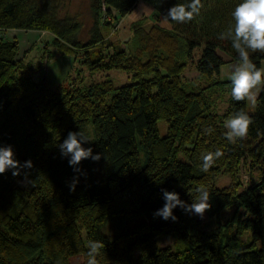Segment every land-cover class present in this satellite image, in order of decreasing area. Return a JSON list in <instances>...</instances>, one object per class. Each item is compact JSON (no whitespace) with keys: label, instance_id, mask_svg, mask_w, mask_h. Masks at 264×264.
I'll list each match as a JSON object with an SVG mask.
<instances>
[{"label":"trees","instance_id":"1","mask_svg":"<svg viewBox=\"0 0 264 264\" xmlns=\"http://www.w3.org/2000/svg\"><path fill=\"white\" fill-rule=\"evenodd\" d=\"M138 1L91 0L94 24L85 44L75 18L60 15L59 0H0V30L47 31L65 52L90 49L103 40L102 15L114 10L125 17ZM144 1L160 17L174 5L190 2ZM201 2L199 15L190 22L168 21L167 27L158 16L152 23H133L129 55L124 46L118 48L103 68L143 62L142 75L153 77L121 86L106 80L55 93L28 72H18V44L0 37V146L11 145L21 164H34L20 176H13L12 170L0 174V264H87L90 240L105 245L98 264H264V85L254 112H249L247 99L238 102L231 96L223 114L207 93L215 91L184 81L185 59L192 58L195 49H201L198 73L214 81L218 91L231 85L218 78L226 63L219 50L239 62L231 40H221L218 34L234 28L232 13L242 0ZM250 57L257 67L263 66L264 54L250 52ZM90 58L86 64L92 66L97 57ZM241 110L252 124L245 138L230 142L225 121ZM160 120L168 124L164 136ZM80 130L91 140L84 147L101 159H85L76 173L59 144L70 131ZM216 150L223 156L203 171L202 155ZM180 152L186 160L179 158ZM248 154L253 165L263 164L259 182L244 186L239 178L237 186L219 187L215 180L223 168L234 173ZM76 177L73 192L69 185ZM199 188L210 194L209 218L233 203L243 208L237 233L251 230L250 246L239 248L231 235L224 242L227 235L221 230L199 229V218L179 207L174 209L175 221L153 215L165 203L162 189L179 193L191 204ZM158 235L175 236L186 245L160 246Z\"/></svg>","mask_w":264,"mask_h":264},{"label":"rangeland","instance_id":"2","mask_svg":"<svg viewBox=\"0 0 264 264\" xmlns=\"http://www.w3.org/2000/svg\"><path fill=\"white\" fill-rule=\"evenodd\" d=\"M59 3L60 15H70L78 22L80 26L79 37L85 44L92 36L94 24L91 15V0H59ZM141 3L147 5V10L144 12L141 8ZM110 14L102 15L104 20L100 23V30L103 40L90 49L82 47L70 53L65 52L58 43L53 42V36L49 32L40 30L1 29L0 37L18 44V55L15 60V68L18 72H28L36 82L46 83L55 93L84 88L93 83H100L106 80H112L116 86H121L140 77L152 78L153 74L142 75L145 69L143 62L136 64L133 61H129L124 68L104 69L103 66L118 48L124 46L129 55L132 42V25L136 21L146 19L149 23H152L159 16L160 24L167 27L170 24L168 22L164 23L163 17H160L156 9L144 0H139L135 8L125 17H121L114 10ZM219 53L226 61L233 60L225 55L222 50H219ZM91 54L94 58L97 57V60L93 62L92 66H89L86 64V60L91 57ZM200 55L201 49L198 48L194 50L192 58L185 59V67L181 74L182 78L196 88L208 87L212 92L215 91L213 93L207 92L210 95L213 107L220 113H227L232 96L231 85L228 84L222 92V88H218V91L213 85L214 81L203 80L196 68ZM237 63L238 61L235 62V64ZM223 75H225L224 72L220 73L218 77L222 81H224ZM220 96L221 98L219 99L218 97ZM254 109V103L249 101V112H254ZM167 128L166 120L158 122L161 136L166 135ZM178 156L180 159L186 160L183 153H178ZM253 164L252 157L249 154L246 155L240 160L234 173H231L232 171L228 172V169L224 167L216 177V184L221 188L230 185L237 186L240 183L237 180L239 178L244 186L258 183L263 164ZM22 184L23 182H19V185ZM243 216V208L239 207L237 203H233L232 206L223 210L216 218H209L207 213H205L203 218L197 216L200 221L197 227L205 231L221 230L227 235L224 237V242L231 235L239 248H245L252 244L253 235L251 230H246L242 234L237 233L239 220ZM191 226L194 225L189 226L190 231L192 229ZM156 240L160 246H170L173 249L182 248L186 245L184 241L175 236L158 235ZM259 247L260 243L258 242L255 248ZM138 253L139 251L135 253V259L138 257Z\"/></svg>","mask_w":264,"mask_h":264},{"label":"clouds","instance_id":"3","mask_svg":"<svg viewBox=\"0 0 264 264\" xmlns=\"http://www.w3.org/2000/svg\"><path fill=\"white\" fill-rule=\"evenodd\" d=\"M203 4L201 0H190L189 3H178L168 9L167 14L163 16V22L173 21L175 23H186L199 15ZM141 8L147 10V5L141 3ZM234 17V28L218 34L221 40H231L232 47L238 54L239 62L234 65L230 75L231 95L235 101L248 100L255 103L254 91L261 85H264V67H257L250 57L251 53L264 54V0H242L232 13ZM251 117L243 110L231 116L225 122L226 138L232 142L237 138H245L248 135ZM212 129H205L206 133H211ZM90 137L85 131H70L63 143L59 144L61 155L69 158V165L74 172L80 173L81 162L85 159H91L97 162L101 159V154H94L91 147H84V144L90 142ZM223 156V152L216 150L203 154L202 170L207 172L215 163L216 159ZM34 167L32 160H27L23 164L15 158V152L11 145L0 146V174H5L12 170L13 176H20L23 169H32ZM25 183L27 182V173ZM79 182L76 177L69 185L70 191H75ZM198 195L191 204L183 201L179 193L162 189V198L165 203L163 207L154 212L155 217H162L165 221H173L178 218L174 215V209L181 208L186 214H194L201 218L210 210V194L205 188L197 190ZM104 243L98 240L88 242L87 264H98L97 257L100 250L104 248Z\"/></svg>","mask_w":264,"mask_h":264},{"label":"crops","instance_id":"4","mask_svg":"<svg viewBox=\"0 0 264 264\" xmlns=\"http://www.w3.org/2000/svg\"><path fill=\"white\" fill-rule=\"evenodd\" d=\"M128 15V14H127ZM126 15V16H127ZM169 23V22H168ZM170 27V26H169ZM51 34V33H50ZM52 35V34H51ZM53 36V35H52ZM226 61V60H225ZM235 60L233 61V60H229V61H226V63L222 66V68H221V72L220 73H222V72H224V74L225 75H223L224 76V81H227V80H230V75H231V73H232V71H233V67L234 66H232L233 64H235ZM262 67H264V60H263V66ZM262 86L263 85H261L260 87H258L257 89H255V90H253L254 91V94H255V100L258 98V96H259V94H260V91H261V89H262ZM248 101V100H247ZM248 103H249V101H248ZM254 105H255V103H254Z\"/></svg>","mask_w":264,"mask_h":264}]
</instances>
